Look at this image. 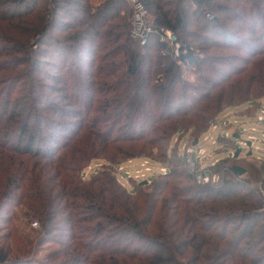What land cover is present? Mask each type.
<instances>
[{
  "label": "trees",
  "instance_id": "16d2710c",
  "mask_svg": "<svg viewBox=\"0 0 264 264\" xmlns=\"http://www.w3.org/2000/svg\"><path fill=\"white\" fill-rule=\"evenodd\" d=\"M38 1L0 0L1 21L30 28L23 40L0 37L12 43L0 51V74L14 69L13 58L17 66L37 72L28 75L33 83L22 102L1 101L12 90L11 79L0 77V223L10 224L13 212L21 210L47 236L63 234L40 264H264V199L252 186H264V163L257 168L224 158L214 168L222 181L201 187L187 173L178 145L172 146L176 138L196 140L206 133L224 105L264 99V34L254 39L255 47L239 42V49L252 56L239 59L243 68L224 58L206 60L180 35L196 34L187 29V6L198 9L195 17L201 8L219 6L212 0H140L148 13L155 10V29L178 36L181 62L199 73L193 85L182 80L179 65L163 55L160 43L154 50L131 39L132 12L124 13L120 0L99 7H91L90 0L82 5L46 0L40 8ZM63 5H75L82 14L72 18L80 29L67 37L71 45L50 33ZM211 26L193 24L205 32ZM67 45L90 68L77 67L79 77L94 79L90 85L81 81L76 94L99 95L93 103L80 99L65 108L54 102L52 108L79 122L44 115L51 110L46 93L58 87L36 81L39 73L48 77L42 68L49 66L47 58L54 51L60 56ZM90 47L102 54L95 56ZM90 54L94 59H86ZM96 84L100 89L95 91ZM127 159H149L166 173L146 186L133 182L132 189L126 188L115 170ZM98 161H104L98 173L83 179ZM235 167L251 177L237 178ZM25 249L0 244V264H27L18 260L28 253Z\"/></svg>",
  "mask_w": 264,
  "mask_h": 264
},
{
  "label": "rangeland",
  "instance_id": "374dc122",
  "mask_svg": "<svg viewBox=\"0 0 264 264\" xmlns=\"http://www.w3.org/2000/svg\"><path fill=\"white\" fill-rule=\"evenodd\" d=\"M45 1L46 0H39L38 8L42 7ZM107 1L109 0H90L88 4L91 7H99ZM120 1L124 3H122L125 7L123 11L124 13L126 12L127 14H129V11L132 12L130 18L131 37L133 21L135 18L133 1L137 0ZM78 3L79 5H82L84 2L82 0H79ZM212 3L214 5L222 7V9L224 10L227 9L228 13H225L224 10L223 12H221V8L219 7L217 8V10L215 8H201L199 9V15L195 17V13L198 11V9H196V7H192L191 5L187 6V18H189L190 21V24L188 25L187 29L190 33L196 34H194L191 38H189V34L180 35L181 40H187L186 43H189V45L195 49L196 54L200 55V57H204L206 60L211 58H224L228 59V61L226 62H230V65H234L238 68H243L245 67L243 66V61H240L239 59H251L252 56L246 55L243 48V50L239 49L243 47V45L239 44V42L242 44L246 43L248 45L254 46V39L258 38L260 34H264V0H212ZM244 7H248V9L250 7L248 14L241 13V9H243ZM229 8L233 11H229ZM76 9L78 8L75 5H63L62 9L57 11L59 18L53 23L54 26L52 25L53 27L50 31L53 37L61 39L64 43L68 45L71 44L69 43L67 37L71 35L73 31L77 30L78 28L80 29V26H78V24H76L72 19L73 17H82V14L80 12H77ZM206 11L211 12L210 17L205 16ZM151 12L152 13H148V21L153 27V16L155 10L152 9ZM34 16L35 14L30 16L28 15L26 19H31ZM194 23L201 25V27L204 26L206 23H209V25L212 24L214 26H211V31L205 32L195 28V25V27H193ZM73 27L75 28L74 30H72ZM3 29L5 31V34L1 32L3 31ZM29 29L30 28L27 25L22 23H15L14 25H10L8 24V22H3L0 20V37H2L3 39L7 37L9 39L15 38L23 40L24 36L27 35ZM228 33L230 34V36H228ZM234 34H237L240 38H238ZM205 35H208L209 38L204 39L203 37H205ZM223 35H226V38ZM176 37L178 39V36ZM134 41L138 42L141 47H145L146 45H153L154 50H156L157 45L160 46V39L157 35L150 37L145 45H142L139 40ZM11 44L12 43L8 40H3L2 42H0V51L4 50V48ZM49 44H52L50 40ZM68 45L61 51L60 56H58V54L54 51L52 55L47 58L49 66L44 65L42 66V68L47 72L48 77H45L41 73H39L36 81H39L40 83H46L48 85H56L58 87L57 91L55 92H45L47 96L50 97V100H47L48 104L46 105L48 107L50 106L51 110L46 111L44 115L53 117L57 120H77L79 122L81 121V118L75 119V117L73 116L63 117L60 114L56 113V108H52L54 102H57V106L65 108L72 107L70 105L73 103H77V101H80V99L91 103L92 101L97 100L99 95L95 92L91 95L81 93V95L78 96L76 94L78 93V87L81 86V81L84 80L85 85H90L89 83H93L94 79L87 78V76L85 75H83L82 78L79 77V75L81 74L77 71V67H82L83 70H90V68L86 64V62H84V58H81L80 60L78 56L73 53V49H70ZM161 46H163L165 49L163 51V55L166 57H170L177 63V65H179L182 80L193 85H198L196 79L199 73L193 70L192 67H189L185 63L181 62L180 59H175L173 56H171L170 53L167 51V47L165 45L161 44ZM44 47L48 46L44 45ZM74 47L75 44H73V48ZM50 50L52 49L50 48ZM90 52H93L95 56H99L102 54L99 48L94 47H90ZM259 57L261 56H255V58L252 59L257 60L259 59ZM86 59L92 60L94 59V56L90 54L86 57ZM1 60L2 58H0V61ZM9 63H12L11 66L14 67V69H11L6 73L0 74V77L4 79L9 77L11 79V81L7 83V85L10 87L12 92L9 94V96H7V92H5L1 98V101H5L6 99L8 100L11 97L12 103L19 100L22 102L24 101V97L28 94L27 91L30 89L31 84L33 83L32 78L28 75H30V73H33L34 76H37V72L33 71L31 68H29V70L27 71V66H17L18 62L16 58L9 60ZM55 75L59 76L60 79H53ZM206 75V77H211L208 74ZM76 77H79L78 80L76 79ZM74 86L76 87L75 89H73ZM94 88L96 91L100 89V86L96 84ZM1 92H3V90H1ZM3 108L4 103L0 102V111H2ZM250 108L253 109L248 110ZM92 117L93 113H89L90 120L92 119ZM260 118L264 120V99L253 101L250 100L244 104L239 105L238 102H235L231 105H224L221 111L219 112L218 117L215 118L208 130V132L211 133L210 136H212V140L210 142H205L203 139H201L202 136L205 134L204 133L196 140H188V137H184V139L180 140L176 138L173 141L172 146L175 147L176 145H178V152L180 153L182 159L184 145H193L195 141H197L198 144L199 139H201L199 149L202 148L206 151L207 159L205 162L210 166L212 163H215L217 160H221L223 158L231 157L232 159V156L229 155H236L237 151L241 150V153L235 159H243V164L245 162L249 165H254L255 167L259 168L261 164L264 163V122L262 123L260 121ZM214 127H217L218 129L214 130ZM226 132L229 134V138L225 137ZM236 135L239 137V139L235 138ZM224 137L226 139H224ZM251 137H254V140L252 141L254 145L252 148L247 146V141L250 140ZM215 141L216 145H212L211 143H214ZM141 160L150 161L149 159H127L124 161H120L117 165L126 163L127 168L134 172L136 169L140 168L142 163ZM103 164L104 161H98L95 164L93 163L92 165H90L87 168V171L82 174L83 179L86 180L91 175H96L98 171L102 168ZM151 164L153 166L152 168L155 175L160 173L161 168H159V166H157L153 162H151ZM247 168L250 169V167ZM141 169L144 170L143 168ZM243 176H245L244 179H249V177H251L247 174ZM116 177L122 186L126 188L129 187L130 189L133 188V185H131L133 181L127 180L126 178H123L121 175L118 174H116ZM140 184L138 185L140 186ZM259 185L260 183H254L252 186L258 189ZM258 191L259 193L262 192L260 189H258ZM13 213H16L14 215L15 220L13 219L10 224L0 223V244L5 245L6 243L11 242L14 246L18 248L21 247L22 249L23 247H25V250H27L28 253L18 259L23 260L24 263L40 264L42 261H46L47 254L53 249H55L54 244L58 241H63V234L57 232L47 236L46 234L41 232L40 226L37 221H30L29 219L24 218L21 213V210H17ZM36 223L38 224L37 226H35ZM9 235H12L11 238L7 237Z\"/></svg>",
  "mask_w": 264,
  "mask_h": 264
},
{
  "label": "built area",
  "instance_id": "2783aa9c",
  "mask_svg": "<svg viewBox=\"0 0 264 264\" xmlns=\"http://www.w3.org/2000/svg\"><path fill=\"white\" fill-rule=\"evenodd\" d=\"M133 4L135 18L133 21L131 38L133 40H139L142 45H145L151 36L157 35L160 39V43L167 47V51L170 53V55L175 59H180L182 47L176 35L170 30L163 28L155 29L154 27H152L150 25V22L148 21V10L145 5L138 0L133 1ZM208 17L210 16L208 15ZM260 121L262 123L264 122L262 118H260ZM217 129V127H214V130ZM210 134L211 133L207 131L201 139H203L205 142H210L212 140V136H210ZM225 137L229 138V134L227 132L225 133ZM225 137L224 139H226ZM201 139H199V142L196 146L192 144H189V146L187 144L184 145V152L182 154L184 167L187 173L195 179L197 185L201 187L217 185L222 181L223 175L221 173L215 172L214 168L221 162L222 159L217 160L215 163H212L211 166L207 164L205 162L207 159L206 151L202 148L199 149ZM253 140L254 137H251V139L247 141V143H251V148L254 145L252 142ZM211 144L216 145V141ZM229 156H232V159L235 158L234 154H230ZM141 161L142 163L140 168L136 169L134 172L127 168L126 163L119 164L116 166L115 174L121 175L123 178L131 180L138 184L142 182H147L148 184H150L156 177L155 173L153 172V166L148 160ZM141 168H143L144 170H142ZM160 173H166V169H160ZM237 178L244 179L245 176H237ZM258 189L262 191L260 195L264 199V186L260 184L258 186ZM37 225L38 224L36 223L35 226Z\"/></svg>",
  "mask_w": 264,
  "mask_h": 264
},
{
  "label": "water",
  "instance_id": "95a60500",
  "mask_svg": "<svg viewBox=\"0 0 264 264\" xmlns=\"http://www.w3.org/2000/svg\"><path fill=\"white\" fill-rule=\"evenodd\" d=\"M235 138L239 139V137H238L237 135L235 136ZM193 145L196 146V145H197V141H195ZM247 146H248V147H251V143L248 142V143H247ZM240 153H241V150H238L237 153H236V155H235V158H237V157L239 156ZM250 155H251V154H250ZM234 171H235V173H236L238 176H243V175L246 174V171H245L244 169H242V168H239V167H235ZM147 184H148L147 182H143V183L140 184V187H142V186H146Z\"/></svg>",
  "mask_w": 264,
  "mask_h": 264
}]
</instances>
